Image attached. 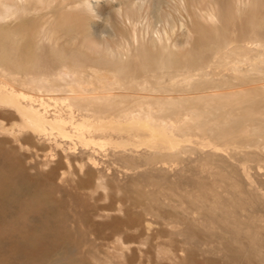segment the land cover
Here are the masks:
<instances>
[{
    "label": "bare ground",
    "instance_id": "6f19581e",
    "mask_svg": "<svg viewBox=\"0 0 264 264\" xmlns=\"http://www.w3.org/2000/svg\"><path fill=\"white\" fill-rule=\"evenodd\" d=\"M13 1L0 264H264V0H212L190 48L140 46L129 63L73 40L91 0L34 17L49 0Z\"/></svg>",
    "mask_w": 264,
    "mask_h": 264
},
{
    "label": "rangeland",
    "instance_id": "374dc122",
    "mask_svg": "<svg viewBox=\"0 0 264 264\" xmlns=\"http://www.w3.org/2000/svg\"><path fill=\"white\" fill-rule=\"evenodd\" d=\"M60 1L49 0L48 7L29 10L30 3L14 0L16 5L13 9L21 6V9L29 10L25 17L45 13L54 15L50 9ZM67 1L72 4L78 2ZM213 6L212 0H91L90 14L86 16L88 21L76 27L73 40L84 49L110 58L120 54L128 63L133 54L141 52L140 46L149 50L166 46L170 50L184 51L190 48L194 34L193 11L208 12L213 10ZM48 19L53 18L48 16ZM14 21L16 18H9V27L16 25ZM44 28H47V23H44ZM24 31L25 27H21V33ZM127 34L134 40L128 39ZM105 75L111 76V72H105ZM121 194H111L105 203L110 207L122 203Z\"/></svg>",
    "mask_w": 264,
    "mask_h": 264
}]
</instances>
